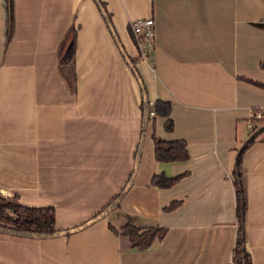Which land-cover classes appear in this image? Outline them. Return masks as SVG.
Segmentation results:
<instances>
[{
	"label": "crops",
	"instance_id": "0c3cea01",
	"mask_svg": "<svg viewBox=\"0 0 264 264\" xmlns=\"http://www.w3.org/2000/svg\"><path fill=\"white\" fill-rule=\"evenodd\" d=\"M101 1L111 28L93 0H0V195L52 206L57 231H0V264H233L232 172L252 135L245 248L264 264V120L250 117L264 109V0ZM139 17L153 18L151 48L133 38ZM129 57L144 97L170 102L172 130L155 114L143 123ZM153 136L185 141L188 159L157 161ZM158 173L179 179L159 188ZM126 223L165 233L138 249L113 230Z\"/></svg>",
	"mask_w": 264,
	"mask_h": 264
},
{
	"label": "trees",
	"instance_id": "16d2710c",
	"mask_svg": "<svg viewBox=\"0 0 264 264\" xmlns=\"http://www.w3.org/2000/svg\"><path fill=\"white\" fill-rule=\"evenodd\" d=\"M93 1L96 3V6L106 25L111 28V17L106 11L103 2L101 0ZM75 35L76 31L74 30L70 37V43L60 58L61 63L68 62L73 58L75 49ZM129 61L133 73L136 75L137 79H140L136 68L132 66L134 59L129 57ZM259 65L262 69H264V62H261ZM255 84L264 88V85L261 83L257 82ZM140 90L142 95L140 108L143 123H145V121H147L148 117L150 116L149 111H153L155 115L165 118L164 129L166 131L172 130L173 122L169 116L171 111L170 102L167 100L157 99L153 103H150L149 100L144 97L146 92L142 82ZM254 138V135L250 136L238 149L232 172L233 185L235 187L236 195V234L232 250V263L236 264H251L250 254L245 248L246 203L241 179L240 163L244 150L253 142ZM153 151L155 159L160 162L183 161L188 159L186 144L183 140H162L153 136ZM139 154L140 145L137 146L135 157L138 158ZM178 179L179 176L169 177L164 173H158L152 176L151 183L159 188H166L171 186ZM119 199L120 195H116L105 207L96 213L95 216H98L99 214L104 215L112 208L117 207L119 205ZM175 204V201L171 202L166 207V209H173ZM54 216L55 213L52 206H26L20 204L16 196L3 197L0 195L1 232L21 237H50L57 233V231L54 229ZM113 230L115 232L117 231L119 233L125 234L129 239L130 246L138 249H144L148 247L156 238H161L165 233V229L162 227L155 226L141 230L139 227L129 223L120 226L119 230Z\"/></svg>",
	"mask_w": 264,
	"mask_h": 264
},
{
	"label": "built area",
	"instance_id": "2783aa9c",
	"mask_svg": "<svg viewBox=\"0 0 264 264\" xmlns=\"http://www.w3.org/2000/svg\"><path fill=\"white\" fill-rule=\"evenodd\" d=\"M136 44L138 46L152 47L154 41V21L153 18L139 17L129 23ZM149 115L153 116L154 112L149 111ZM252 120H264V109L252 108L250 110Z\"/></svg>",
	"mask_w": 264,
	"mask_h": 264
},
{
	"label": "water",
	"instance_id": "95a60500",
	"mask_svg": "<svg viewBox=\"0 0 264 264\" xmlns=\"http://www.w3.org/2000/svg\"><path fill=\"white\" fill-rule=\"evenodd\" d=\"M138 81H139V83L141 84V80L138 78ZM102 214H99L98 216H95L94 218H91V219H89V220H87L84 224H88V223H90L92 220H94L95 218H98V217H100ZM80 227V226H79Z\"/></svg>",
	"mask_w": 264,
	"mask_h": 264
},
{
	"label": "rangeland",
	"instance_id": "374dc122",
	"mask_svg": "<svg viewBox=\"0 0 264 264\" xmlns=\"http://www.w3.org/2000/svg\"><path fill=\"white\" fill-rule=\"evenodd\" d=\"M233 264H236V263H233Z\"/></svg>",
	"mask_w": 264,
	"mask_h": 264
}]
</instances>
